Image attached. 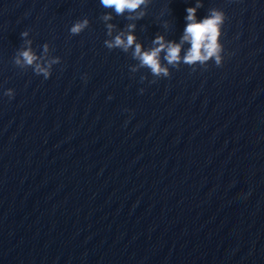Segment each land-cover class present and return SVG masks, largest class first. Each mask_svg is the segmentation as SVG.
I'll list each match as a JSON object with an SVG mask.
<instances>
[{"label":"water","instance_id":"95a60500","mask_svg":"<svg viewBox=\"0 0 264 264\" xmlns=\"http://www.w3.org/2000/svg\"><path fill=\"white\" fill-rule=\"evenodd\" d=\"M200 2L225 13L221 65L161 52L156 76L105 41L129 23L145 49L179 41L196 0L139 20L0 0V264H264V0ZM27 47L47 78L16 63Z\"/></svg>","mask_w":264,"mask_h":264},{"label":"clouds","instance_id":"9594fccd","mask_svg":"<svg viewBox=\"0 0 264 264\" xmlns=\"http://www.w3.org/2000/svg\"><path fill=\"white\" fill-rule=\"evenodd\" d=\"M100 4L105 9H111L116 15H123L128 13L129 20H139L145 16V8L150 0H99ZM201 7L200 0L185 8V25L183 33L179 41H166L163 35H156L153 37V47L145 49L139 43L135 36V24L129 23L127 31L121 30L112 36L114 25H107V34L112 36L111 40H106L105 44L108 48H120L127 52L132 49V56L139 61L141 67H146L153 75L167 76L169 74L166 65L161 63V52L164 53V60L167 65H177L184 63L193 65L196 63L204 64L208 60H214L217 66L221 65L224 47L220 42L222 35V26L225 20V13L221 9H210L208 14L197 18V10ZM103 19L108 21L111 19V13H105ZM87 19L75 22L70 31L73 34H78L87 26ZM27 32H22L21 36H26ZM188 44L187 49H183L184 44ZM184 51L181 56V51ZM45 51L47 46L45 45ZM42 57L37 56L30 47L19 51L16 58V63L28 66H34V71L42 73L46 78L49 76L50 63H41ZM86 75L81 76V79H86ZM141 93L143 90L140 91ZM5 95L11 97L13 93L11 90H6ZM111 99V96L108 97Z\"/></svg>","mask_w":264,"mask_h":264}]
</instances>
